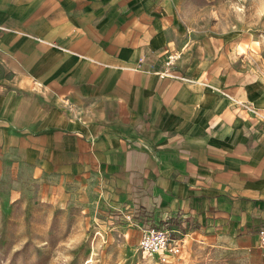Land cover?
<instances>
[{"label":"crops","instance_id":"obj_1","mask_svg":"<svg viewBox=\"0 0 264 264\" xmlns=\"http://www.w3.org/2000/svg\"><path fill=\"white\" fill-rule=\"evenodd\" d=\"M203 1L0 0V162L166 223L183 251L264 264V66Z\"/></svg>","mask_w":264,"mask_h":264},{"label":"rangeland","instance_id":"obj_2","mask_svg":"<svg viewBox=\"0 0 264 264\" xmlns=\"http://www.w3.org/2000/svg\"><path fill=\"white\" fill-rule=\"evenodd\" d=\"M203 2L202 19L237 34L247 55L264 66V0ZM66 193H42L0 162V264H161L142 255L139 227ZM192 250L164 264H233Z\"/></svg>","mask_w":264,"mask_h":264},{"label":"built area","instance_id":"obj_3","mask_svg":"<svg viewBox=\"0 0 264 264\" xmlns=\"http://www.w3.org/2000/svg\"><path fill=\"white\" fill-rule=\"evenodd\" d=\"M174 52L167 54L164 68L158 72L163 79H172L176 76L173 73V65L178 59ZM184 78V77H182ZM142 235L139 241V249L144 257L155 258L161 264L168 263V256H177L181 251V241L172 237V233L167 228V224L161 227L145 225L141 228ZM258 242L264 246V227L257 231Z\"/></svg>","mask_w":264,"mask_h":264}]
</instances>
